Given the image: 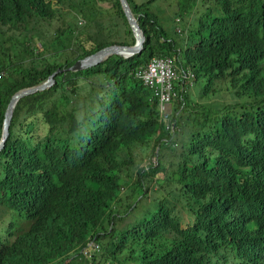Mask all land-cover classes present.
<instances>
[{
	"label": "trees",
	"instance_id": "1",
	"mask_svg": "<svg viewBox=\"0 0 264 264\" xmlns=\"http://www.w3.org/2000/svg\"><path fill=\"white\" fill-rule=\"evenodd\" d=\"M127 1L139 53L15 104L0 264H264V0ZM126 20L119 0H0V134L16 91L131 45ZM151 57L175 67L166 121L136 75Z\"/></svg>",
	"mask_w": 264,
	"mask_h": 264
},
{
	"label": "water",
	"instance_id": "2",
	"mask_svg": "<svg viewBox=\"0 0 264 264\" xmlns=\"http://www.w3.org/2000/svg\"><path fill=\"white\" fill-rule=\"evenodd\" d=\"M119 1L121 8L124 12V15L127 19L126 22L128 24L129 30L134 39L133 43L131 45L112 44V45L104 46L91 54H88L82 58L77 59L70 66L57 68L43 82L36 84L34 86L19 89L14 94H12L4 111L2 129L0 134V150L3 148L5 141L9 135V125L12 118L13 109L15 107V104L20 98L49 88L54 83V76L59 72H65V71L74 72V71L90 68L92 66L99 64L110 55H119L124 58H127L136 53H139V51L142 48L144 34L140 29L136 16L131 11L128 1L127 0H119Z\"/></svg>",
	"mask_w": 264,
	"mask_h": 264
},
{
	"label": "built area",
	"instance_id": "3",
	"mask_svg": "<svg viewBox=\"0 0 264 264\" xmlns=\"http://www.w3.org/2000/svg\"><path fill=\"white\" fill-rule=\"evenodd\" d=\"M170 59V57H151L148 63L140 68L136 74L141 82L151 89L154 96L158 98L160 118L163 121H166L169 115L168 107L171 105L174 94L172 83L176 78L175 67ZM90 245L94 244L91 243ZM94 247L97 246L94 245Z\"/></svg>",
	"mask_w": 264,
	"mask_h": 264
},
{
	"label": "rangeland",
	"instance_id": "4",
	"mask_svg": "<svg viewBox=\"0 0 264 264\" xmlns=\"http://www.w3.org/2000/svg\"><path fill=\"white\" fill-rule=\"evenodd\" d=\"M102 6L105 7L106 4H102ZM169 109H170V106L168 107V112H169ZM151 161H152V162L155 161L154 158H153ZM93 249H95L94 245H90V246L88 247L87 251H86V252H87V255H88V254H91V252H92Z\"/></svg>",
	"mask_w": 264,
	"mask_h": 264
}]
</instances>
